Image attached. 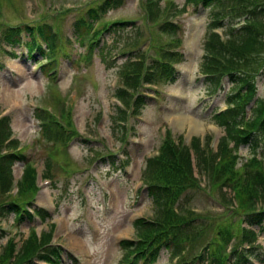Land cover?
<instances>
[{
  "label": "rangeland",
  "instance_id": "1",
  "mask_svg": "<svg viewBox=\"0 0 264 264\" xmlns=\"http://www.w3.org/2000/svg\"><path fill=\"white\" fill-rule=\"evenodd\" d=\"M37 1L38 13L30 15L28 8H26V5L29 6L28 0H0L1 4L4 5L0 8V19H2L0 22L3 23L4 20L5 24H12L14 21L19 23L24 19L28 22H35L36 19L33 17L35 14L37 18H48L52 14L61 16L56 38L62 40L63 46L57 50L54 47L50 49L54 56L50 57L44 67L45 72L59 68L57 84L54 85L53 82H50L52 79L49 78H52V75L46 78L39 72L31 71L32 62L27 61L25 57L21 60H11L6 57L2 59L4 68H0V108L3 110V114L10 117L9 124L12 127V132L17 136L15 138L17 146L26 148L25 138L27 136H35L36 139L40 137L37 131L38 121L34 116L35 108L31 106V102H35L38 106L50 94V89L56 88L64 96L71 86H76L78 92L72 96V104L69 105L72 108V122H69L67 127L78 136L73 137L71 141L67 138L65 144L59 149L67 161L66 168L88 167L85 171L77 173L55 169L51 187L53 189L52 195L57 204L56 214L51 215L49 224L40 225L39 221H35L33 225L38 226L37 232L40 233L41 229L44 231L45 228L50 231L53 222L55 224L54 238L59 237V240L56 241L70 248L77 255H81L84 244L92 253L89 258L91 264H126L125 252L119 244L121 240H117L115 235L118 234L124 239L136 238L137 231L133 225V218L139 214L147 218L155 215L151 199L144 187L145 182H142L138 191L137 201L131 206H129L130 187L135 179L143 177L147 155L156 153L155 150L160 144L156 135H161L162 127L167 125L168 116L177 118L182 115L184 117L180 125L175 126V117L173 121H170V125H172V136L177 139L178 135L183 133L186 144L190 143L192 137L198 136L204 143L208 139V146L214 150L224 134L223 127L214 120V115L226 107L225 97L228 85L211 92L212 90L207 87L204 77L199 72V64L202 61L208 31L206 27L208 10L200 5L197 6V9H193L184 0H155L150 7L146 5L145 0H141L139 6L137 0H117L121 6L109 10L104 17L113 20H134V22L129 27L124 24L115 26L116 31H113L111 27H102L101 25L96 34L99 47H95L93 52L96 53L90 52L85 60L79 57V51L83 52L85 47H80L73 24L77 21L90 22L87 8L103 0ZM20 3H22L23 10ZM55 3L58 4L57 9L54 8ZM13 5L20 11L13 13ZM169 5L173 6L168 9ZM5 6L9 8L6 10ZM149 10L152 11L150 21L148 24L145 22L142 26L143 17ZM167 18L170 22L178 23V33L173 36L175 39L173 43L168 37L160 35L158 32L155 35V30L159 29ZM45 21L54 23L56 20L47 19ZM133 25L141 26L136 31L130 28L134 27ZM151 32H153L154 38L150 41ZM218 32L224 38L222 30H218ZM123 41L129 49L132 44H137L138 53L143 54L142 60L148 67L153 64L154 59L160 58L156 54L163 50L181 56V58L173 60L176 62L175 74H178L176 80L172 83L161 81L159 84L145 85L150 88L142 90L146 96L145 103L140 105L137 113L129 111L125 114L128 118L127 126L129 128H127L126 137L121 139L120 128L113 124L112 119V114L118 110L115 106L117 103L114 98L115 90L112 91L108 88L106 81L115 74L116 64L121 63L123 57L121 56L119 60L114 61L115 66H109L110 63L106 64L104 56H107L112 46L122 44ZM39 42L43 48L46 47L45 41ZM165 43L167 45L161 47ZM49 52H45V54L49 56L47 54ZM46 55L43 57L44 61ZM117 85L123 86L124 80L117 81ZM92 86L97 87V93L93 99L90 92ZM7 90L13 92V101L15 102V105L8 110L7 105L10 102L5 98ZM40 90L45 92L42 97H38L36 94ZM257 97H264L263 71L256 76L254 99ZM123 106L128 108L126 103H123ZM250 108L247 109V114L250 113ZM83 137L90 142L88 144L83 142L81 140ZM99 138H102L105 144L103 148L101 142H99L100 144L91 142ZM39 146L41 148H38ZM239 148L243 156L249 155L247 153L249 148L246 145H240ZM47 152L48 143L46 145V143L41 142L39 144L37 142L33 158L39 162L38 168L42 169L43 173ZM257 152L261 155L264 164L263 144L260 149L257 147ZM112 154L115 158L113 163L110 158ZM192 160L195 161L194 156H192ZM123 161L124 166L120 168L119 164ZM243 161L239 160L240 163ZM22 166L18 162L13 165L15 180L19 179ZM197 170L194 168V174L199 178L200 187L198 191L194 192L193 205L190 207L198 214L207 215L203 220L205 223L224 222V219H230L228 221V223L230 222L229 229H232L233 232L235 226L239 223L242 224V218L240 215L233 214L232 207L224 198L225 194L229 197L233 195L231 188H215L214 193L218 196L217 200L208 197L206 195V189L208 190L207 179H205V175L198 174ZM90 177H94L100 183L95 184ZM105 182L112 183L114 193L108 194L104 189L105 196H102L100 187L102 185L104 187ZM15 192L16 187L12 190L13 194ZM102 197L104 204L101 202ZM33 202L48 209L50 207L45 198L39 194ZM104 205L106 210L100 211L101 206ZM259 206L260 204L257 203V207ZM108 213L110 214L108 215ZM102 214L106 216L105 220L101 219ZM209 215L213 217L210 218ZM12 217L13 215L9 214L0 221V225L7 231V237H14L19 246L21 240L27 235L29 224L22 221L16 225V220L13 222ZM94 218L99 220L100 225V235L96 238H93L91 227L87 223L88 219ZM14 229H16L15 235H13ZM65 231H69L70 234L65 233ZM7 237L0 239V253ZM257 242L262 245V248L253 249L249 258L253 264H264V233L259 234ZM218 244L224 245L222 242H218ZM195 249L198 250L199 246H195ZM79 257L83 262L77 263L86 264L84 257ZM168 258L170 257L163 250L153 264H172ZM4 263L6 260L0 264ZM62 264L71 263L65 259ZM139 264H143V262L140 261Z\"/></svg>",
  "mask_w": 264,
  "mask_h": 264
},
{
  "label": "trees",
  "instance_id": "2",
  "mask_svg": "<svg viewBox=\"0 0 264 264\" xmlns=\"http://www.w3.org/2000/svg\"><path fill=\"white\" fill-rule=\"evenodd\" d=\"M146 1L152 2V0ZM191 1L207 7L209 13V30L205 43L207 54L201 65V72L207 74L206 80L211 85L212 91L221 87L224 81L230 85L226 91V109L214 115V120L223 126L225 132L216 149L210 148L207 141L201 145L198 137H192L188 145L180 140L175 142L167 135L158 154L146 160L147 192L160 218L146 225L141 223V220H136L134 224L135 227L143 229L142 234L146 236L149 245L162 242L166 244L164 247L173 250L176 249L175 246L172 243L167 244L170 240L169 236L187 238L192 223L195 222L198 225L201 219L199 214L192 207L190 208V205H193V193L200 187L199 179L193 174L194 167L206 176L207 186L213 193L215 188L225 186L235 188L233 198L239 209L249 211V224L258 223L261 220V213L255 212L256 203L264 199L263 159L257 156V147L260 149V146L264 145V99H254L256 75L259 71L264 72V0ZM110 4V1H106L96 10H90V16L95 18L99 12H105ZM169 25L168 32L176 33V27L172 23ZM38 28H41L40 34L47 38L49 24L40 23ZM74 28L78 35L86 31L79 26ZM221 28H223L224 38L214 31V29ZM160 31L168 33L167 28L162 26ZM0 34V52H6L3 47L14 45L17 38L13 28H6L0 31ZM153 38L154 35L151 39ZM29 48V50L33 49L32 46ZM172 55L166 51L158 54L160 58L155 59L153 65L150 66L149 72L146 73V80L170 79L173 81L177 74L175 75L176 70L170 62ZM134 72L133 67L130 71L132 75H126L128 86L133 87L135 81L139 79ZM128 86L117 89L116 96L120 100L130 98ZM53 102L55 107L60 105L59 111H61V100L57 95L53 97ZM246 107H251L248 117L245 116ZM39 114L36 111V116L40 118ZM8 122V118H0L2 138L11 132ZM39 128L41 137H47L53 129L50 123H41ZM230 142L233 146H229ZM240 144L248 145L255 156L237 166L239 157L233 149ZM192 154L195 159L194 163ZM1 160L0 187L2 191H7L11 184L10 165L15 158L7 156ZM53 168L48 163L46 172H52ZM23 172L25 180L23 185H32L33 168L25 164ZM227 196L225 194L224 198ZM10 206L15 207V205ZM244 237L251 242L254 241L255 234L245 229ZM125 244L127 245L126 242ZM142 246L139 244L138 247H133L132 251L139 254L144 248ZM35 248L34 240L28 242L23 247V251L16 256L15 261L30 256ZM12 250L13 247L10 246L8 252ZM236 253L234 250L232 255ZM147 255L150 259L155 257L153 251ZM239 259V255L235 256L236 263ZM241 264H243V258Z\"/></svg>",
  "mask_w": 264,
  "mask_h": 264
},
{
  "label": "bare ground",
  "instance_id": "3",
  "mask_svg": "<svg viewBox=\"0 0 264 264\" xmlns=\"http://www.w3.org/2000/svg\"><path fill=\"white\" fill-rule=\"evenodd\" d=\"M13 97V92H11V90H7L6 91V93H5V98L7 99V100H10L11 98ZM177 113H179V112H177ZM176 118V117H175ZM179 118V119H178ZM183 116L182 115H180V116H178L175 120V126H178V125H180L181 123H182V121H183ZM191 123H193V121L191 120Z\"/></svg>",
  "mask_w": 264,
  "mask_h": 264
}]
</instances>
